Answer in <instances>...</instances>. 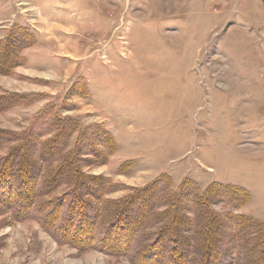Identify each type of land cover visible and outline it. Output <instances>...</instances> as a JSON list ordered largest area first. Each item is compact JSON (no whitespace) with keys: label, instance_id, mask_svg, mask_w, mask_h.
I'll list each match as a JSON object with an SVG mask.
<instances>
[{"label":"rangeland","instance_id":"374dc122","mask_svg":"<svg viewBox=\"0 0 264 264\" xmlns=\"http://www.w3.org/2000/svg\"><path fill=\"white\" fill-rule=\"evenodd\" d=\"M0 181V264H264V0H0Z\"/></svg>","mask_w":264,"mask_h":264},{"label":"trees","instance_id":"16d2710c","mask_svg":"<svg viewBox=\"0 0 264 264\" xmlns=\"http://www.w3.org/2000/svg\"><path fill=\"white\" fill-rule=\"evenodd\" d=\"M0 183H2V181H0ZM162 230L163 229H161L160 232H163ZM160 235H161V233L159 234L158 238H156L154 241L151 242L150 245H148L146 248H144L143 250H141L140 254L143 255L144 258H141L139 260L140 263H142V264L143 263L144 264H151V263H154V264L157 263L158 264L159 263V258H160L159 257V253H160V249H161V246H159L161 244V240H159L160 239L159 237H161ZM104 240H106V237L103 239V241ZM106 241H104V242L106 243ZM207 242L208 241H206V243ZM176 247L178 248V253H179L180 248L178 246H176ZM176 247L174 248L175 251H176ZM206 249H207V253L209 254V250H208L209 247H208V245H207V248ZM173 252H174V250H173ZM180 253H181V250H180ZM139 258H140V256H139Z\"/></svg>","mask_w":264,"mask_h":264}]
</instances>
